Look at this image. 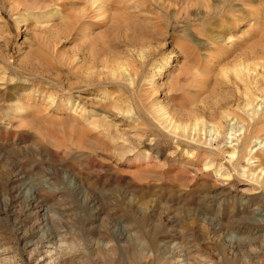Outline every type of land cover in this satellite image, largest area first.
Instances as JSON below:
<instances>
[{
	"label": "rangeland",
	"instance_id": "rangeland-1",
	"mask_svg": "<svg viewBox=\"0 0 264 264\" xmlns=\"http://www.w3.org/2000/svg\"><path fill=\"white\" fill-rule=\"evenodd\" d=\"M0 264H264V0H0Z\"/></svg>",
	"mask_w": 264,
	"mask_h": 264
}]
</instances>
